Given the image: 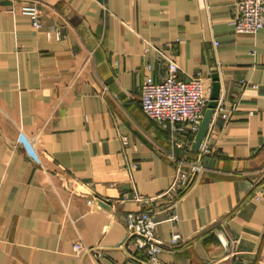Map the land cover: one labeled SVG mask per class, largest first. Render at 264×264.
Here are the masks:
<instances>
[{
	"label": "crops",
	"instance_id": "0c3cea01",
	"mask_svg": "<svg viewBox=\"0 0 264 264\" xmlns=\"http://www.w3.org/2000/svg\"><path fill=\"white\" fill-rule=\"evenodd\" d=\"M231 2L0 0V264H148L127 226L138 209L161 220L166 264H264V31H235ZM171 45L179 77H205L229 114L177 223L161 211L170 155L198 150L141 105L144 79L162 78L155 47ZM133 190L146 200H124Z\"/></svg>",
	"mask_w": 264,
	"mask_h": 264
},
{
	"label": "built area",
	"instance_id": "2783aa9c",
	"mask_svg": "<svg viewBox=\"0 0 264 264\" xmlns=\"http://www.w3.org/2000/svg\"><path fill=\"white\" fill-rule=\"evenodd\" d=\"M231 6L235 31L239 33L264 31V0H232ZM23 11L31 17L35 28L43 27L44 24L36 5L27 4L23 7ZM155 49L163 66L162 78L157 80L153 75H149L144 79L142 109L149 118L163 128L170 126L171 129L181 132L193 142L200 128L204 112L211 101L206 78L199 73L187 74V79L179 77V72L183 69L178 63L174 45L169 46L167 51L158 47ZM218 116L229 117L219 99H217L209 129ZM178 123L182 126H178ZM185 145L187 143H184L183 146ZM190 145L188 144L187 147ZM211 153L212 145L207 131L196 154L182 158L177 157L176 154L170 155L177 164V174L172 186L164 193L165 202L161 211L167 215L165 220L176 223L179 221L177 213L179 202L201 178L204 171V157ZM123 199L146 200L136 190L130 194L127 193ZM160 222L161 220L157 219L155 212H151L149 209H138L127 213V226L129 231L134 234L133 247L145 253L148 264H166L159 257L163 246L156 236L157 226ZM214 232L228 254L234 255V241L229 234L219 227H215ZM172 238L179 240L181 234L175 232ZM75 250H82L81 246L75 245Z\"/></svg>",
	"mask_w": 264,
	"mask_h": 264
},
{
	"label": "water",
	"instance_id": "95a60500",
	"mask_svg": "<svg viewBox=\"0 0 264 264\" xmlns=\"http://www.w3.org/2000/svg\"><path fill=\"white\" fill-rule=\"evenodd\" d=\"M217 98H218V93L217 94H213L211 97V101L208 105V107L206 108L205 112H204V116L200 125V128L195 136V139L193 141V150H198L201 141L203 140V138L205 137L208 129H209V125L212 119V115L214 112V108L216 106V102H217Z\"/></svg>",
	"mask_w": 264,
	"mask_h": 264
}]
</instances>
